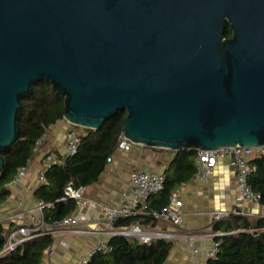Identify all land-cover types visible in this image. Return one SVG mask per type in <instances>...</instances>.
<instances>
[{
    "label": "water",
    "instance_id": "1",
    "mask_svg": "<svg viewBox=\"0 0 264 264\" xmlns=\"http://www.w3.org/2000/svg\"><path fill=\"white\" fill-rule=\"evenodd\" d=\"M41 82L76 128L125 112L132 145L264 147V0H0V176Z\"/></svg>",
    "mask_w": 264,
    "mask_h": 264
},
{
    "label": "trees",
    "instance_id": "2",
    "mask_svg": "<svg viewBox=\"0 0 264 264\" xmlns=\"http://www.w3.org/2000/svg\"><path fill=\"white\" fill-rule=\"evenodd\" d=\"M224 37H231L228 25H225ZM21 105L18 138L10 148L1 153L4 164L0 176V207L10 193L6 185L12 181L18 168L27 166L39 153H34L33 149L44 128L63 120L64 100L53 92L47 82L36 84L31 94L22 99ZM125 119V112H117L98 131L77 128L81 144L76 154L65 156L60 162L47 168V182L40 185L35 192L37 199L52 204L51 208L43 210L46 225L74 212L75 201L61 200L67 184L72 183L73 187L78 189L97 182L108 165L107 160L112 158L118 147ZM197 153L194 149L175 152L172 171L164 173L162 191L146 201L145 209L139 207V213L136 215L117 219L114 226H130L139 223L141 219L154 221L150 213L168 206L171 194L194 177ZM248 166L252 169L248 184L253 192L260 195L258 205L264 209V152L254 154ZM237 211L239 212L238 209ZM211 229L213 232L233 234L214 238L220 243L218 251L206 264H264V216L230 214L225 218L213 220ZM5 231L0 223V249L4 243ZM52 241L50 235L36 237L0 257V264H42ZM108 244L111 251L91 256L88 264H164L173 248L171 241L155 240L150 244H140L138 241H129L119 236L110 238Z\"/></svg>",
    "mask_w": 264,
    "mask_h": 264
},
{
    "label": "crops",
    "instance_id": "3",
    "mask_svg": "<svg viewBox=\"0 0 264 264\" xmlns=\"http://www.w3.org/2000/svg\"><path fill=\"white\" fill-rule=\"evenodd\" d=\"M71 125L64 120L55 123L48 132L46 140L39 153L28 163L26 176L9 186V196L0 207V223L5 234L15 226L10 217L18 212L28 214L35 210L37 199L35 192L39 188V171L44 157L51 156L60 162L67 155L65 138ZM77 129V128H76ZM78 131V130H77ZM79 132V131H78ZM174 153L168 150L131 145L129 150L117 147L106 169L100 174L97 182L84 189V199L87 202L112 206L126 190L127 181L134 170L163 174L172 171ZM235 170L227 159H219L213 174L201 181L194 177L182 184L173 193L181 201L182 227L175 228L170 224L141 219L145 228H162L174 230L180 235L174 241L173 248L164 264H201L206 262V252L212 241L206 237L212 224L211 215L217 212L231 213L233 209L240 210L247 216H264V209L258 204L236 203L235 201ZM87 206V205H86ZM83 207L88 221L85 229L90 233L76 235L60 232L52 239L50 249L42 264H77L80 257L87 255L99 239L106 240L100 227L101 213L98 209ZM74 214L79 213L75 208ZM72 213V214H73ZM154 224V226H153ZM194 249L198 252H194Z\"/></svg>",
    "mask_w": 264,
    "mask_h": 264
},
{
    "label": "built area",
    "instance_id": "4",
    "mask_svg": "<svg viewBox=\"0 0 264 264\" xmlns=\"http://www.w3.org/2000/svg\"><path fill=\"white\" fill-rule=\"evenodd\" d=\"M55 124H50L44 128V132L35 142L33 152L37 153L44 145L48 132ZM81 144V137L76 127L71 126L65 138L66 156L76 154ZM131 144L122 136L119 138L118 148L129 150ZM264 147H223L216 150L198 151L195 158V177L201 181L208 179L212 174L214 167L219 159H227L230 166L235 170V201L236 203L258 204L260 195L253 192L248 184V178L252 169L248 166L250 158L256 153H263ZM111 159H108L110 161ZM58 163L51 156H45L42 167L39 171L38 182L40 185L46 184L45 172L51 164ZM27 174V166L18 168L14 178L6 186L9 188L12 184L23 179ZM165 176L163 174L148 172L144 170H134L127 181L126 190L120 195L119 200L112 206L99 204L96 202H87L84 199V189L74 188L69 183L64 188L62 201L73 200L76 203L79 213L71 214L50 225H46L43 220V210L51 208L52 204H47L38 200L35 210L28 214L18 212L10 217L11 222L15 224L12 229L4 235V243L0 249V257L16 250L19 246L36 237L50 235L52 239L60 232H69L76 235H85L90 233L83 226L88 221L86 212H82L86 205L88 208H96L101 213L99 221L103 235L106 240L99 239L87 255L79 258L77 264H88L91 256L97 253H108L111 247L108 241L112 237H123L129 241H138L140 244H150L155 240L174 241L179 237V233L174 230H165L162 228H145L140 223H134L126 227H115L114 223L119 218H129L139 213L140 208H146V201L154 195H157L163 189ZM182 203L177 199L176 193H172L168 206L150 213L154 221L170 224L172 227H182ZM230 214L244 215L240 210L233 209L231 213L217 212L211 215L213 220H218L229 216ZM233 233L210 231L206 237L212 241L211 247L206 252V261L215 257L219 242L214 240L221 236ZM194 252L198 250L194 249ZM47 254L51 255L49 248ZM206 264V262L201 263Z\"/></svg>",
    "mask_w": 264,
    "mask_h": 264
},
{
    "label": "bare ground",
    "instance_id": "5",
    "mask_svg": "<svg viewBox=\"0 0 264 264\" xmlns=\"http://www.w3.org/2000/svg\"><path fill=\"white\" fill-rule=\"evenodd\" d=\"M132 145V144H131Z\"/></svg>",
    "mask_w": 264,
    "mask_h": 264
}]
</instances>
